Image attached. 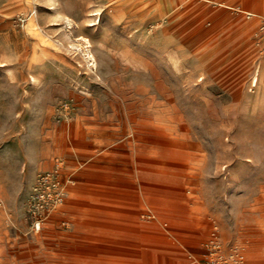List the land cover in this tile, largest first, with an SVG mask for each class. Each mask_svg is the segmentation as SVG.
<instances>
[{"label":"rangeland","instance_id":"1","mask_svg":"<svg viewBox=\"0 0 264 264\" xmlns=\"http://www.w3.org/2000/svg\"><path fill=\"white\" fill-rule=\"evenodd\" d=\"M217 254L264 264V0H0V264Z\"/></svg>","mask_w":264,"mask_h":264},{"label":"built area","instance_id":"2","mask_svg":"<svg viewBox=\"0 0 264 264\" xmlns=\"http://www.w3.org/2000/svg\"><path fill=\"white\" fill-rule=\"evenodd\" d=\"M61 164L62 162L56 158L52 169L39 173L36 178L34 199L39 206L40 212L49 210L51 207L54 208L62 200ZM39 221H36V223ZM213 249L219 252L218 245L215 244ZM229 259L232 264H240L242 262V257L239 254H234ZM223 262L222 255L217 254L208 264H223Z\"/></svg>","mask_w":264,"mask_h":264},{"label":"bare ground","instance_id":"3","mask_svg":"<svg viewBox=\"0 0 264 264\" xmlns=\"http://www.w3.org/2000/svg\"><path fill=\"white\" fill-rule=\"evenodd\" d=\"M251 82H252L253 86L257 85L258 73H255L251 77ZM172 142H173V140H172ZM163 146L164 147H163L162 152L160 154H152V155H149V156L157 157V158H163L164 160H168V161H177V160L181 159L180 154L183 153L182 147L180 148V147H178L176 145H173V144H170V143H165ZM124 167H125V165H124ZM182 167H183V165H182ZM129 168H130V166H129ZM178 180L179 179L176 178V177H172L171 179L168 177V179L167 178L164 179V178H159L158 176H155V175H143V176L140 175L139 176V180L135 183V184L138 185L136 188L139 189V191L135 192L136 198H138V199L139 198H141V199L145 198L146 197V193L145 192H148V193H152V192L153 193H158V192H168V193L178 192L177 191L178 188H176V187H178V184H179ZM189 181H191V180H189ZM189 184H191V183H189ZM144 190H145V192H144Z\"/></svg>","mask_w":264,"mask_h":264}]
</instances>
